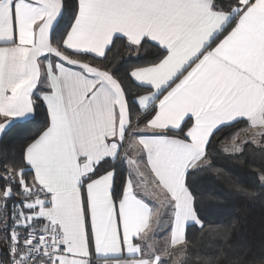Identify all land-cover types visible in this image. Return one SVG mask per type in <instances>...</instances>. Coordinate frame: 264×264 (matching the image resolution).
Returning <instances> with one entry per match:
<instances>
[{"label": "snow or ice", "instance_id": "6c2138e0", "mask_svg": "<svg viewBox=\"0 0 264 264\" xmlns=\"http://www.w3.org/2000/svg\"><path fill=\"white\" fill-rule=\"evenodd\" d=\"M117 41L152 59L94 65ZM240 122L221 150L264 149V0H0V139L28 133L0 171V264H219L186 233Z\"/></svg>", "mask_w": 264, "mask_h": 264}, {"label": "trees", "instance_id": "16d2710c", "mask_svg": "<svg viewBox=\"0 0 264 264\" xmlns=\"http://www.w3.org/2000/svg\"><path fill=\"white\" fill-rule=\"evenodd\" d=\"M125 45L126 41H117L108 52L107 60L92 62L96 66L110 67V62L120 64L130 53L133 58L123 61L122 66L142 65L152 59L151 54L142 55L140 60L135 59V51ZM68 54L71 55L70 52ZM77 58L92 60L88 56ZM132 87L133 91L137 90L134 85ZM45 111L41 103L37 109L40 115L33 127L39 125ZM246 127L245 122H240L215 133L213 145L217 151L214 154V168L197 174L194 180L200 191L204 209L201 218L206 227L203 234L198 227H189L186 235L198 247L219 257V264H236L237 261L238 264H264V184L260 180L264 174V149L248 143L240 154H227L221 150L222 145L229 142L231 134ZM27 134L16 131L0 139V171H3L4 165H12L21 159ZM217 168L221 169L220 173L215 171ZM217 225L227 226V236L208 231L209 226ZM1 257L7 261L6 251ZM189 264H193V261H189Z\"/></svg>", "mask_w": 264, "mask_h": 264}, {"label": "crops", "instance_id": "0c3cea01", "mask_svg": "<svg viewBox=\"0 0 264 264\" xmlns=\"http://www.w3.org/2000/svg\"><path fill=\"white\" fill-rule=\"evenodd\" d=\"M129 154H130V155H134L135 153H134L133 151L130 150V153H129ZM141 163H142V167H143V166H144V162L142 161ZM145 173H146V177H147L149 180H151V175H150V173L147 171L146 168H145ZM164 211H165L164 209H161V213H162V214H163ZM162 218H163V219H167L166 216H163ZM164 235H166V233H163V234L157 236V239L159 240L161 246H163V244H164V238H163ZM100 262L102 263V261H100Z\"/></svg>", "mask_w": 264, "mask_h": 264}, {"label": "built area", "instance_id": "2783aa9c", "mask_svg": "<svg viewBox=\"0 0 264 264\" xmlns=\"http://www.w3.org/2000/svg\"><path fill=\"white\" fill-rule=\"evenodd\" d=\"M5 233L0 231V261L2 260V253L7 250V241L4 239ZM97 264H102L100 261H97Z\"/></svg>", "mask_w": 264, "mask_h": 264}, {"label": "rangeland", "instance_id": "374dc122", "mask_svg": "<svg viewBox=\"0 0 264 264\" xmlns=\"http://www.w3.org/2000/svg\"><path fill=\"white\" fill-rule=\"evenodd\" d=\"M249 135H250V133L242 132V133H240V138L246 139ZM262 183L264 184V182H262ZM168 264H171V261H169Z\"/></svg>", "mask_w": 264, "mask_h": 264}]
</instances>
